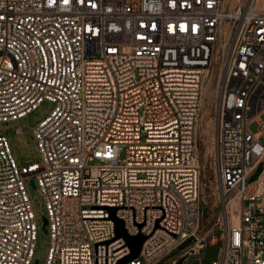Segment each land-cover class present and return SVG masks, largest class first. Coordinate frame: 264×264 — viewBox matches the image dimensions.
Instances as JSON below:
<instances>
[{
    "label": "built area",
    "instance_id": "built-area-1",
    "mask_svg": "<svg viewBox=\"0 0 264 264\" xmlns=\"http://www.w3.org/2000/svg\"><path fill=\"white\" fill-rule=\"evenodd\" d=\"M209 83L222 211L203 233ZM45 102L39 163L18 165L0 135V264H33L29 181L47 211L45 264L130 256L113 208L148 237L126 264H193L219 241L212 264H264V0H0V123Z\"/></svg>",
    "mask_w": 264,
    "mask_h": 264
},
{
    "label": "rangeland",
    "instance_id": "rangeland-1",
    "mask_svg": "<svg viewBox=\"0 0 264 264\" xmlns=\"http://www.w3.org/2000/svg\"><path fill=\"white\" fill-rule=\"evenodd\" d=\"M232 5L237 0H231ZM211 84L207 86V92L205 95V112L210 114L211 100L213 92L211 91ZM209 93V94H208ZM212 95H211V94ZM53 105L49 102H45L39 106V108L31 115L21 120L0 123V135L5 136L12 147L14 157L18 165H26L31 163H39L41 161V155L37 148V140L34 134V128L43 120H45L52 112ZM264 121V115L261 117ZM205 124L202 125V129L206 127L210 129L211 136H207L204 133L203 141L200 146V162L202 165L201 175V226L200 231L205 233L209 231L216 223L220 212L222 211V204L218 198L217 181L215 176V156H216V140L215 132L213 129V123L210 116H205ZM23 129V134L19 135L17 129ZM260 126L257 122L250 125V131L253 134L258 133ZM202 131V130H201ZM203 132V131H202ZM260 142L264 145V136L261 137ZM28 193L32 202V206L37 218L38 225V239L37 248L33 264H45L47 254L50 248V235L49 226L45 224L47 219V211L41 191L37 186L34 188L31 181L27 184ZM216 238L221 240V232L217 230L215 232ZM223 248L222 241L217 243L208 242L205 251V257L201 261H195L193 264H212L218 261L221 256Z\"/></svg>",
    "mask_w": 264,
    "mask_h": 264
},
{
    "label": "water",
    "instance_id": "water-1",
    "mask_svg": "<svg viewBox=\"0 0 264 264\" xmlns=\"http://www.w3.org/2000/svg\"><path fill=\"white\" fill-rule=\"evenodd\" d=\"M32 186L35 188L36 185L34 181H31ZM118 211V208L111 209V219L114 220L116 224V230H117V238H124L127 240L130 248H131V255L122 260L119 264H126L127 262L133 260L134 258H137L142 250V247L146 240L148 239L147 236H144L142 234H139L138 236L131 237L128 235L127 231L124 227V222L117 218L116 213ZM45 224H47V220H45Z\"/></svg>",
    "mask_w": 264,
    "mask_h": 264
},
{
    "label": "bare ground",
    "instance_id": "bare-ground-1",
    "mask_svg": "<svg viewBox=\"0 0 264 264\" xmlns=\"http://www.w3.org/2000/svg\"><path fill=\"white\" fill-rule=\"evenodd\" d=\"M234 4H235V2H234ZM209 94V93H208ZM211 94V93H210ZM212 95V94H211ZM207 113H208V111H206L205 112V115H204V119H203V124H205L204 122H205V116H207ZM204 126V125H203ZM203 133L205 134V135H207V136H211L210 134H211V132L213 131H210V129H207L206 127H204L203 128Z\"/></svg>",
    "mask_w": 264,
    "mask_h": 264
}]
</instances>
